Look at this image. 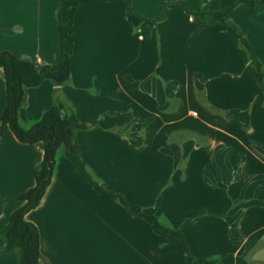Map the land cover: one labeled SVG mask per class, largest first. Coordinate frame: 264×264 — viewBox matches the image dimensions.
Listing matches in <instances>:
<instances>
[{
  "label": "crops",
  "instance_id": "1",
  "mask_svg": "<svg viewBox=\"0 0 264 264\" xmlns=\"http://www.w3.org/2000/svg\"><path fill=\"white\" fill-rule=\"evenodd\" d=\"M165 0H132L143 16ZM178 1V0H173ZM212 0H186L192 9ZM60 0H0V53L37 69L61 53ZM240 27L264 67V4L241 5ZM71 81L61 115L78 121L84 162L109 191L178 229L190 254L164 246L149 226L83 182L59 150L41 204L26 215L39 230L42 264H264V102L248 53L231 33L199 28L182 7L134 30L122 2L92 0L75 14ZM55 87L27 88L19 123L30 129L50 109ZM0 69V230L36 186L44 145L20 143L2 125ZM5 241L0 237V248ZM194 259L207 258L203 263ZM1 254L0 264H17Z\"/></svg>",
  "mask_w": 264,
  "mask_h": 264
},
{
  "label": "trees",
  "instance_id": "2",
  "mask_svg": "<svg viewBox=\"0 0 264 264\" xmlns=\"http://www.w3.org/2000/svg\"><path fill=\"white\" fill-rule=\"evenodd\" d=\"M89 1L92 0H60L57 21L61 36V53L56 64L37 69L27 58H19L7 51L0 53V69L4 72L7 90V107L2 115V125L8 126L22 144L42 143L44 145L43 160L34 170L36 186L26 194L19 196L20 200L26 201L25 205L16 210L8 225L0 230V237L5 241V245L0 248V253H17L19 257L17 264H42L44 261L40 250L39 230L33 223L26 220V215L41 204L51 184L59 150H62L70 160L74 171L83 182L119 203L131 217L143 220L149 226L159 246L179 245L186 254H190L186 231L194 225L195 220L186 219L178 229H175L163 217L149 214L142 206L129 202L122 194L107 190L103 182L91 172L81 157L76 142L77 116L70 103H68V118L65 119L61 115L60 103L63 100L67 103L68 100L59 96L60 88L71 81L75 14L83 4ZM118 1L123 3L127 18L134 30H138L143 24L156 26L167 19L171 9L182 7L187 15L192 17L197 27L231 33L239 40L241 48L248 53L259 80V95L264 102L263 64L240 27L228 19L229 14L237 7L264 4V0H212L206 7L197 9L190 8L185 1H176L171 4L163 1L161 3L162 13L158 17L137 14L133 10L132 0ZM46 80H49L55 87L52 105L39 122L30 129H24L19 123L18 115L27 101L26 89L39 87ZM192 259L198 263L208 260L207 258Z\"/></svg>",
  "mask_w": 264,
  "mask_h": 264
},
{
  "label": "rangeland",
  "instance_id": "3",
  "mask_svg": "<svg viewBox=\"0 0 264 264\" xmlns=\"http://www.w3.org/2000/svg\"><path fill=\"white\" fill-rule=\"evenodd\" d=\"M178 1H185L186 2V0H178ZM165 2L171 4V3L176 2V1H173V0H165ZM161 13H162V11H161Z\"/></svg>",
  "mask_w": 264,
  "mask_h": 264
}]
</instances>
